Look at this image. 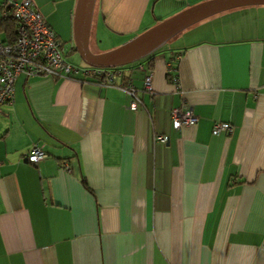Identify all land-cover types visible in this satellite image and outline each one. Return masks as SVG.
<instances>
[{"label":"crops","instance_id":"0c3cea01","mask_svg":"<svg viewBox=\"0 0 264 264\" xmlns=\"http://www.w3.org/2000/svg\"><path fill=\"white\" fill-rule=\"evenodd\" d=\"M203 1L96 0L90 50ZM32 2L70 54L77 0ZM12 35L0 23V40ZM168 44L122 70L137 111L118 88L16 78L0 114V264H264V5ZM183 106L198 122L175 130L171 110ZM218 122L232 132L214 136ZM33 145L47 153L36 164L25 157Z\"/></svg>","mask_w":264,"mask_h":264},{"label":"built area","instance_id":"2783aa9c","mask_svg":"<svg viewBox=\"0 0 264 264\" xmlns=\"http://www.w3.org/2000/svg\"><path fill=\"white\" fill-rule=\"evenodd\" d=\"M2 17L14 22L10 39L0 40V114L2 106L14 101V83L18 76L26 78L80 79L102 87H114L122 90L130 98L129 109L137 111L140 107L138 90L130 78L125 77L122 69H98L86 65L75 66L67 60L63 43L53 30L43 21L32 0H2ZM173 84L178 87L176 69L169 70ZM142 91L152 94V76L143 79ZM173 129L195 126L198 118L187 106L171 110ZM232 132L228 123L214 125V136ZM156 142L165 144L166 136H157ZM29 163L36 164L47 157V153L38 145H33L25 155ZM62 167L69 171L67 164ZM264 251V246L261 248Z\"/></svg>","mask_w":264,"mask_h":264},{"label":"water","instance_id":"95a60500","mask_svg":"<svg viewBox=\"0 0 264 264\" xmlns=\"http://www.w3.org/2000/svg\"><path fill=\"white\" fill-rule=\"evenodd\" d=\"M95 2L96 0H77L72 35L74 50L81 62L98 69L118 68L139 62L186 29L217 14L242 7L264 5V0H206L159 21L112 50L95 53L89 47Z\"/></svg>","mask_w":264,"mask_h":264},{"label":"rangeland","instance_id":"374dc122","mask_svg":"<svg viewBox=\"0 0 264 264\" xmlns=\"http://www.w3.org/2000/svg\"><path fill=\"white\" fill-rule=\"evenodd\" d=\"M66 44H67V43H65V46H64V50H63V52H64V54L66 55V57L69 59V61L72 62L73 64H75L76 66H84V64L81 62V60H80L78 54L75 52V50H73V51L69 54V52H68L69 46H68V44H67V45H66ZM63 45H64V43H63ZM168 46H169V44L166 43L164 46H162L161 48H159V50H157L156 52H159V51L163 50L164 48H167ZM104 51H106V50H104ZM141 61H142V60H141ZM139 62H140V61H139ZM136 63H137V62H136ZM133 64H135V63H133ZM131 65H132V64H129V65L122 66V67H118V68L124 70L125 68H127V67H129V66H131Z\"/></svg>","mask_w":264,"mask_h":264},{"label":"trees","instance_id":"16d2710c","mask_svg":"<svg viewBox=\"0 0 264 264\" xmlns=\"http://www.w3.org/2000/svg\"><path fill=\"white\" fill-rule=\"evenodd\" d=\"M2 22H3L4 24L8 23V24L10 25L11 29L14 30V22H13V21H11L10 19L2 18V20L0 21V23H2ZM151 56H153V54L150 55V56L147 57V58H150ZM147 58H145V59H147ZM145 59H143V60H145ZM168 76H169V75H168Z\"/></svg>","mask_w":264,"mask_h":264}]
</instances>
